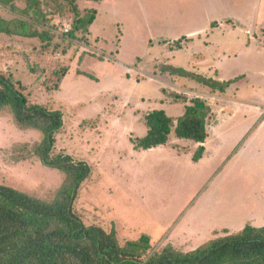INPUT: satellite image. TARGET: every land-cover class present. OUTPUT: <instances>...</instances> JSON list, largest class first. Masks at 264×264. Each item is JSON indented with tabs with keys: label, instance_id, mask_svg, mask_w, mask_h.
Segmentation results:
<instances>
[{
	"label": "rangeland",
	"instance_id": "obj_1",
	"mask_svg": "<svg viewBox=\"0 0 264 264\" xmlns=\"http://www.w3.org/2000/svg\"><path fill=\"white\" fill-rule=\"evenodd\" d=\"M38 1L36 26L52 42L0 34V71L25 87L31 103L62 113L53 153L91 167L75 203L86 225L114 227L122 245L148 235L155 249L163 239L192 250L235 233L215 228L227 220L264 218V139L253 133L255 144H248L242 138L256 119L244 104L264 101V0H75L83 18L97 12L89 34L75 39L67 37L72 5ZM14 17L0 6V28ZM221 54L231 59H222L217 72ZM65 67L59 81L53 72ZM241 73L249 83L238 84V77L220 91L221 77ZM199 76L217 81L216 88L199 83ZM195 98L213 108L205 156L213 165L200 164L204 154L195 161L196 143L174 132L164 146L135 149L147 133L148 113L165 110L173 131ZM41 139L18 129L10 111L0 112V183L51 201L64 177L34 154Z\"/></svg>",
	"mask_w": 264,
	"mask_h": 264
},
{
	"label": "trees",
	"instance_id": "obj_2",
	"mask_svg": "<svg viewBox=\"0 0 264 264\" xmlns=\"http://www.w3.org/2000/svg\"><path fill=\"white\" fill-rule=\"evenodd\" d=\"M19 1L0 0L1 7L16 14L0 28V34L51 43V34L39 31L36 26L42 22V16L35 14L33 9H40V2L28 0L27 7L20 8ZM67 1L75 14L74 25L67 37L75 39L78 33L89 34L88 27L95 22L97 12L88 11L83 18L75 0ZM84 1L101 3L106 0ZM68 71L65 67L53 74L62 81ZM184 77L194 79L195 76L187 72ZM195 80L212 89L217 85V81L202 76ZM235 81L223 82L220 91ZM59 87L56 84L55 90ZM25 90L12 75L0 71V112L10 111L18 129L41 134L34 154L42 165L62 173L64 178L51 201L0 183V264H264V227L246 225L238 233L216 236L198 248L186 251L171 243L159 244L161 248L155 249L156 244H152L148 235L122 245L114 227L107 231L102 225H86L77 213L75 203L83 182L91 174V167L66 153H53L56 134L64 125L63 115L60 111L31 103ZM211 113L206 101L193 99L185 107L184 114L178 117L172 131V118L167 112L154 110L145 116L147 133L134 142L135 149L148 151L164 146L174 132L178 139L200 144L194 155L197 161L206 150L204 144Z\"/></svg>",
	"mask_w": 264,
	"mask_h": 264
},
{
	"label": "crops",
	"instance_id": "obj_3",
	"mask_svg": "<svg viewBox=\"0 0 264 264\" xmlns=\"http://www.w3.org/2000/svg\"><path fill=\"white\" fill-rule=\"evenodd\" d=\"M257 49H258V47H256ZM258 50H260V49H258ZM224 52H226V51H224ZM223 52V53H224ZM261 52H264L263 50H261ZM230 53H232V52H230ZM222 55V57L219 59V61L217 62V72L219 71L220 72V70H221V63H222V59H231V58H229L228 56H223V54H221ZM203 60L204 59H202V62H203ZM223 61H225V60H223ZM205 65V64H204ZM203 66V65H202ZM258 74V73H257ZM256 75V73H254V72H252V77L253 78H256V77H254ZM222 76V75H221ZM220 76V77H221ZM220 77H215V78H220ZM238 77H243V82H241V81H238V84H243L244 82H245V84L246 83H249L248 82V80L247 79H251L250 78V76L248 75V73H241V74H239V75H235V76H233V77H230V78H228V80H224L223 81V77H221L220 78V80L219 79H216V80H219L220 82H229V81H231V80H236ZM264 78V77H263ZM236 83H233V84H231V86L230 87H233V85H235ZM237 84V85H238ZM212 89H209V91H211ZM213 91V90H212ZM210 93V92H209ZM209 96H212V97H214V98H216L215 97V95L213 96V94L211 95V94H208ZM263 95H264V92H263ZM218 97V96H217ZM225 98V97H224ZM223 97H219L218 99H223V100H225ZM235 98V102H236V104H234V105H237L238 103H239V105L240 104H242L241 103V101L239 100V99H237L236 97H234ZM196 99V98H195ZM200 99H203V98H200ZM204 101H205V99H203ZM262 102V103H261ZM207 103V102H206ZM208 104V103H207ZM247 104H250L251 105V107H248V109L253 113V115L252 116H256V119L254 120L255 121V123H251L250 125H251V127L249 128V129H247L248 131H247V133L242 137L243 139H245L246 140V143H253V144H255V137H253L252 136V134L253 133H257L256 134V136L258 135V136H261V139L263 140L264 139V101H249V102H247L246 104H244L245 106L247 105ZM209 105V104H208ZM238 105V106H239ZM210 106V105H209ZM241 106V105H240ZM211 107V106H210ZM212 108V107H211ZM213 109V108H212ZM211 109V110H212ZM184 113H182L180 116H182ZM179 116V117H180ZM209 136H210V133H209ZM250 136V137H249ZM209 138V137H208ZM208 138L206 139V142H205V144H204V146H205V148H206V150H205V153H204V157H203V160H202V162L200 163V164H204V163H210V164H214V161L212 162V161H209V160H211V158H209V157H205L206 156V153H208V147H209V141H207L208 140ZM246 138H248V139H246ZM242 139V140H243ZM253 139V140H252ZM182 140V139H181ZM176 142H177V140H176ZM196 145V148L198 149L199 147H200V144H195ZM154 149H156V148H154ZM209 161V162H208ZM205 165V164H204ZM250 220L249 221H247L248 219L246 218V219H239V220H237V219H235V220H232V221H229V220H227V222H225V223H223L222 224V226H217V227H215V228H217L218 230H220V232L223 230H230V231H233V232H235V233H238V231L240 232V230H242V229H244L245 227H246V225H252V226H254V227H257V228H260V227H264V218L262 219V218H260L259 216H254L253 218H249ZM236 221H238L240 224H239V227H238V229H236V230H232L231 229V227H232V225L233 224H236L237 222ZM215 232V231H214ZM213 232V233H214ZM217 236V235H216ZM215 236V237H216ZM214 237V238H215ZM213 239V238H212ZM188 241V240H187ZM187 241H186V244H188L187 243ZM209 241V240H208ZM169 243H171V244H173L174 246H177V247H181V248H183V249H185V246L184 245H182V246H178V245H176V244H174L173 242H169ZM160 244H162L163 245V239H161V241H160ZM168 244V243H167ZM164 245H166V244H164ZM163 245V246H164ZM186 251H187V249H185ZM193 250V249H192Z\"/></svg>",
	"mask_w": 264,
	"mask_h": 264
}]
</instances>
